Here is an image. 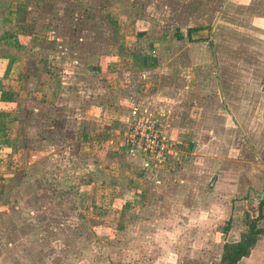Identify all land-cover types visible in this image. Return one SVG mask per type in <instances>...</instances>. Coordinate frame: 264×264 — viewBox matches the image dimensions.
<instances>
[{"label":"rangeland","instance_id":"1","mask_svg":"<svg viewBox=\"0 0 264 264\" xmlns=\"http://www.w3.org/2000/svg\"><path fill=\"white\" fill-rule=\"evenodd\" d=\"M27 3L19 20L34 34L29 69L42 104L27 114L23 167L0 174V264H219L223 244L238 242L246 221L259 215L255 194L264 187V0ZM134 19L141 36L130 35ZM188 27L204 30L186 37ZM176 30L181 40L172 37ZM130 36L141 54L161 45L186 76L175 91L184 104V133L176 134L183 158L151 169L148 190L130 194L132 212L113 198L119 186L94 194L91 175L114 174L109 163L81 153L79 135L83 112L113 99L102 67L113 52L122 70L123 37ZM121 163L111 162V171L120 175ZM261 217L264 229V206ZM237 264H264V233Z\"/></svg>","mask_w":264,"mask_h":264},{"label":"crops","instance_id":"2","mask_svg":"<svg viewBox=\"0 0 264 264\" xmlns=\"http://www.w3.org/2000/svg\"><path fill=\"white\" fill-rule=\"evenodd\" d=\"M27 6V0H0V174L15 172L21 166L23 167L25 149L21 146L22 140L27 138V134L31 136L27 114L36 112L42 104V93L38 88L36 74L29 69V52H31L29 44L33 41L34 34L26 28L22 20H19L22 10L29 9ZM128 20L131 19L128 18ZM128 22L133 25V33L129 29L130 35H143V32H139V21L134 19L132 23L131 21ZM125 23L127 24V21L123 22L124 25H126ZM187 29L185 36L189 37ZM203 30L193 32L190 37ZM171 36L161 35V37ZM144 37L157 39L155 33L151 35L147 33ZM136 41L137 38L132 36L123 37L122 70L119 69L120 64H117V60H120L119 54L111 52L110 56H107L106 68L102 67V70L107 73H102L107 76L105 84L110 85V87L105 86L111 91L113 99L106 97L97 102V105H93L92 108L89 106V109L93 110L89 112L88 109L83 112L82 119L85 130L82 128L79 132L81 137L80 149H82L81 153L84 156L86 155L101 163L103 161L109 163L111 170L113 166L117 165L113 162L119 160H122L121 164H124L125 167L120 175L116 171H108L105 168L106 171L114 175H107V180L103 179L102 181L99 179L102 175L100 169L95 171L91 175V186L96 187L94 194L103 195L105 191L102 192L101 190L100 192V186L101 189L114 185L119 186L120 191L118 194L113 193V198L118 196L125 200V206H129L128 210L131 212L137 210V205L135 201H130V194L148 190L147 186L151 181L149 176L151 169H145L142 160L130 153L125 146L124 130L131 120L130 111L133 107L149 109L156 114L163 124L169 126L168 133L176 135L179 132L178 135H183L184 130L181 129L180 131L179 128V123H182L179 118L181 116L180 110H182L181 105L184 104L181 103L182 100H178L179 91L176 86L179 84L180 78L186 77L181 64L175 67L174 57L169 58V51L161 45H159L160 50L156 48L153 50L146 49L141 54L140 51L133 49ZM208 45L209 42H203V46L208 47ZM191 46L192 44H186L185 47L189 49ZM156 52L160 54L162 59L166 57V59L174 60L172 63L174 67H169L167 61L164 63L159 61ZM190 57L192 58V55ZM203 57L205 58L204 53L200 58L203 59ZM203 62H205L204 59ZM163 72L168 73L163 75ZM136 76L141 79L138 86L134 83ZM225 85L227 84L225 83ZM230 86L236 90V85L231 83ZM226 87L216 88L221 95V90ZM120 91L122 92L116 93ZM144 92L145 94H143ZM168 93L170 96L167 97ZM117 95L118 98L123 97L119 102L116 99ZM234 100L236 99L234 98ZM192 104L197 105L196 102ZM90 119L94 120L95 123L89 130L85 122L86 120L90 121ZM182 158L183 155L180 156L179 160ZM125 159H127V165H125ZM157 183L160 184L161 182L157 181ZM263 192L264 187L261 193Z\"/></svg>","mask_w":264,"mask_h":264},{"label":"built area","instance_id":"3","mask_svg":"<svg viewBox=\"0 0 264 264\" xmlns=\"http://www.w3.org/2000/svg\"><path fill=\"white\" fill-rule=\"evenodd\" d=\"M131 120L127 123L124 143L128 151L138 156L145 169H154L179 161L178 142L169 126L149 109L133 107Z\"/></svg>","mask_w":264,"mask_h":264},{"label":"trees","instance_id":"4","mask_svg":"<svg viewBox=\"0 0 264 264\" xmlns=\"http://www.w3.org/2000/svg\"><path fill=\"white\" fill-rule=\"evenodd\" d=\"M203 29L202 27L188 28L187 35L190 37L193 32ZM174 35L178 40H181L183 37L178 30H176ZM263 206L264 201H260L258 204L259 215L254 219L246 221L248 230L238 242H225L223 244L219 264H237L243 257L250 254V249L255 244L257 237L264 233V229L257 226V221L262 218Z\"/></svg>","mask_w":264,"mask_h":264},{"label":"water","instance_id":"5","mask_svg":"<svg viewBox=\"0 0 264 264\" xmlns=\"http://www.w3.org/2000/svg\"><path fill=\"white\" fill-rule=\"evenodd\" d=\"M260 196H261V198H259V201H261L263 199L264 193H261Z\"/></svg>","mask_w":264,"mask_h":264},{"label":"flooded vegetation","instance_id":"6","mask_svg":"<svg viewBox=\"0 0 264 264\" xmlns=\"http://www.w3.org/2000/svg\"><path fill=\"white\" fill-rule=\"evenodd\" d=\"M264 193V192H263Z\"/></svg>","mask_w":264,"mask_h":264}]
</instances>
